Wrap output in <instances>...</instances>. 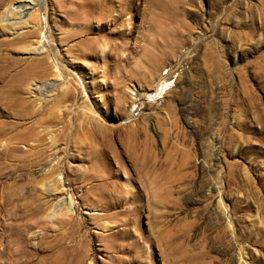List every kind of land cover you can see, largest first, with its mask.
Masks as SVG:
<instances>
[{"label":"rangeland","instance_id":"rangeland-1","mask_svg":"<svg viewBox=\"0 0 264 264\" xmlns=\"http://www.w3.org/2000/svg\"><path fill=\"white\" fill-rule=\"evenodd\" d=\"M71 1L0 9L30 8L0 24V143L45 149L2 155L0 239L19 264H264V0H94L79 22Z\"/></svg>","mask_w":264,"mask_h":264},{"label":"bare ground","instance_id":"bare-ground-1","mask_svg":"<svg viewBox=\"0 0 264 264\" xmlns=\"http://www.w3.org/2000/svg\"><path fill=\"white\" fill-rule=\"evenodd\" d=\"M5 1L6 0H0V9L2 8V6L5 4ZM77 2V3H76ZM100 2V1H99ZM113 3L115 4H118L120 8H124V6H130L132 3H131V0H112ZM95 3L94 0H72L71 1V4L72 5H76L77 8L72 10V13L73 15L75 16V18L77 19V21H82V20H86V21H89L91 20V16H90V8H92V4ZM102 3H104V0H102ZM104 5V4H102ZM106 5V4H105ZM94 6V5H93ZM96 6V5H95ZM18 8H23V10L21 11H18V13H15L14 11L12 10H9L8 13H7V16L5 13H1L0 14V24L3 22V21H8L11 19V16H15L16 14H18L21 18H26V16H28V10L30 8H28V4H25V5H22V6H19ZM105 8V7H104ZM108 9V8H107ZM110 10V9H108ZM107 10V11H108ZM3 16L6 18H3ZM93 17V16H92ZM30 22H35L34 24L37 25V24H40L39 20H38V15L36 13H32L31 15H29V19L24 21L23 22V25H26ZM3 25V24H2ZM85 25V24H84ZM40 26V25H39ZM86 33L88 35V33H92V31H94L93 28H90L89 25L86 27ZM37 30L33 29L32 31L28 32L29 34H34L36 33ZM28 34V35H29ZM85 34V33H84ZM88 38V37H87ZM86 38V39H87ZM24 39V38H22ZM83 43H87L88 41L86 40H83L82 41ZM87 50V49H86ZM153 56V55H152ZM15 66L11 65L9 60L8 59H5L4 60V63L0 66V78H1V85H3L4 87L7 86L8 82H12V81H8V78L11 77L10 75V69H14ZM13 78V77H11ZM28 80V78H24L22 79L21 81H19V84L20 82H24ZM14 83V82H13ZM16 84V83H15ZM168 84L167 83H162L151 95L150 97H153L155 99H159L162 97L163 94H165L168 90ZM14 88V87H13ZM10 93H7V92H3L1 90V87H0V103L2 99L6 98L9 96ZM13 98V97H12ZM11 98V99H12ZM7 110V109H6ZM11 116V115H10ZM0 139H2L3 137H7V135L9 133H12V131L14 130L15 127H17L18 124H15V123H8L7 125H2L0 124ZM14 125V126H13ZM26 128V127H25ZM24 130V129H23ZM9 138V137H7ZM15 138V137H14ZM13 138V139H14ZM24 139V138H23ZM22 139V140H23ZM28 139V138H27ZM4 140V139H3ZM20 140V141H22ZM26 140V139H25ZM43 140V139H42ZM5 141V140H4ZM8 141V140H7ZM11 141V140H10ZM9 141V142H10ZM18 141H19V138L16 139V142H11V143H0V146L1 148V153H0V174L2 173V171L5 170V168L7 167V163H6V160H10L8 158H5L4 156L2 155H15L14 158L17 159V157H19L20 155H44V150L43 148H37L41 145H37L35 147H31L28 148L29 149H22L21 147H19V145H16V143L18 144ZM19 141V143H20ZM37 141V140H36ZM27 142V141H26ZM13 145V146H11ZM31 146V145H30ZM43 147V146H42ZM24 148V147H23ZM47 148V146H46ZM48 149V148H47ZM23 153V154H22ZM16 155H19V156H16ZM21 157V156H20ZM38 157V156H37ZM24 158V157H23ZM25 158H28V157H25ZM12 160V158H11ZM19 158L16 160L18 161ZM24 160V159H23ZM13 161V160H12ZM15 161V159H14ZM29 161V160H28ZM8 162V161H7ZM11 162V161H10ZM16 163V162H15ZM32 165V163H31ZM25 167V166H24ZM23 169V168H22ZM26 169V168H25ZM28 170V169H26ZM25 175V174H24ZM27 178V177H26ZM2 183V182H1ZM1 190V189H0ZM3 190V189H2ZM21 193V192H20ZM26 194V193H25ZM20 196V195H19ZM3 199V192H1L0 194V200ZM218 204L221 205V202L219 201ZM11 236V235H10ZM9 236V237H10ZM1 237L0 241H3L5 242V246L2 245V243L0 245L3 246L2 249H0V260L4 261V264H15V262H17L16 264H19L18 263V256H20V254H18L17 252L15 253V249L14 248H11L13 247V244H16L17 241H22L23 238H16V239H13L12 237ZM9 238V239H8ZM3 239V240H2ZM17 248V247H16ZM13 249V250H12ZM25 259V258H24ZM30 260V258H29ZM33 261V260H32ZM22 262V261H21ZM3 263V262H2ZM31 263V262H30ZM1 264V262H0ZM22 264V263H21ZM29 264V263H28ZM32 264V263H31Z\"/></svg>","mask_w":264,"mask_h":264}]
</instances>
